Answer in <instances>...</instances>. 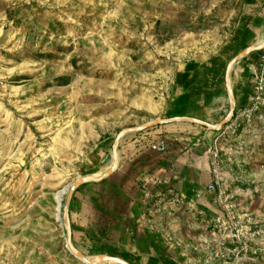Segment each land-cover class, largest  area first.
I'll use <instances>...</instances> for the list:
<instances>
[{
  "label": "rangeland",
  "instance_id": "rangeland-1",
  "mask_svg": "<svg viewBox=\"0 0 264 264\" xmlns=\"http://www.w3.org/2000/svg\"><path fill=\"white\" fill-rule=\"evenodd\" d=\"M250 1L0 0V264H86L66 246V198L77 179L111 164L117 135L182 117L175 116L180 109L212 124L227 117L226 69L241 51L231 46L237 31L246 23L253 31L249 46L264 41V0ZM255 51L229 71L233 92L248 94L247 107L264 47ZM217 57L227 61L220 71L210 66ZM190 65L198 74L184 87L175 78ZM261 112H252L238 137L221 145L224 200L206 215L221 217L214 228L231 236L227 257L215 264H264ZM171 123L181 126L139 130L149 132L147 144L166 139L167 157L188 147L189 140L177 135H194L184 130L185 120ZM208 129L198 154L217 135ZM146 155L157 161L161 153L150 149ZM93 182L85 187L94 196L103 186ZM80 187L69 203L73 244L90 257L120 249L114 202L105 205L102 219L93 216V230L81 229L75 212L71 217ZM210 223L213 228L216 222ZM174 229H186L184 222ZM222 239L217 236L218 244ZM188 256L196 259L190 264H202L201 253Z\"/></svg>",
  "mask_w": 264,
  "mask_h": 264
},
{
  "label": "crops",
  "instance_id": "crops-1",
  "mask_svg": "<svg viewBox=\"0 0 264 264\" xmlns=\"http://www.w3.org/2000/svg\"><path fill=\"white\" fill-rule=\"evenodd\" d=\"M237 99H239V96H237ZM180 115L195 116L189 113H179L178 116ZM195 117L203 119L198 116ZM171 122L173 121L157 125L160 128H166L161 129L162 131L168 130L172 126L180 128V123L175 124ZM185 122L188 123H183L184 130L187 128L194 132V135L188 137L185 135L180 136V134L177 135L183 141L189 140L185 152L183 151L181 154L174 155L173 157H167L169 153L167 151L166 153H161L160 159L155 161L146 155V152L150 150L146 142L149 132L135 131L124 134L117 149V168L100 181L93 182L94 184L101 182L103 189L97 195H89L85 186L92 183V181L85 182L80 185L81 187L73 199L70 210L71 217L73 218L75 212V215L83 220L78 226L85 231L93 230L92 228L95 227L93 216L98 215V220L102 219L100 214L106 209L105 205L113 202L116 204L119 211L116 209L115 226L119 230L118 241L120 250L135 258L137 264H164L161 262L162 258L173 264H190L193 260H196L189 256L186 258L180 257L178 249H172L163 241H159V244L152 231L148 228L149 224L147 221L139 222L140 217L145 212V208L141 200L142 193L140 187L135 183L137 176L147 170L149 172H163L172 187L188 198H191L192 188L204 186L211 180L207 150L202 154H198L201 151L197 147L205 143L206 136L209 135V129L191 121L185 120ZM210 130L212 133H216L215 129ZM157 131L161 132L158 129L155 130V132ZM112 165L113 161L103 172L108 170ZM175 175L178 176L179 180L173 178ZM89 197L92 198L91 201H89ZM212 204V195L210 194L206 195L199 202V205L206 211L213 210ZM95 208H97V211H95ZM178 233L186 242L189 241L191 234H195L194 232L188 233L186 229H182Z\"/></svg>",
  "mask_w": 264,
  "mask_h": 264
},
{
  "label": "built area",
  "instance_id": "built-area-1",
  "mask_svg": "<svg viewBox=\"0 0 264 264\" xmlns=\"http://www.w3.org/2000/svg\"><path fill=\"white\" fill-rule=\"evenodd\" d=\"M263 96L264 55L259 59L255 73L252 96L249 102L252 103V107L244 106L238 111L228 114L224 124L215 129L217 135L207 149V153L210 155L211 180L204 186L192 188L191 198L175 190L163 172L146 171L138 177L142 193L141 200L145 208L139 222L147 221L148 228L152 231L155 239L165 242L172 249H178L180 257H187L188 253L192 251L193 253H201L202 264H215L217 260L227 257V250L229 249L226 242L231 234L225 232V229L224 231L221 228L215 229L214 227H217V222L221 217L213 215L212 219L207 220V211L199 205V202L208 194L212 195L214 204L223 202L225 186L222 175L224 169L221 158L222 142L238 137L242 122L250 123L254 112H259L262 117ZM148 147L159 153H165L168 150V144L164 138L149 142ZM173 178L179 180L176 175ZM181 221L184 222L188 233L196 232L198 228L201 229V232L191 234L189 241L186 242L174 229ZM210 222H216L212 224L213 228H211ZM218 235L223 236L219 244Z\"/></svg>",
  "mask_w": 264,
  "mask_h": 264
},
{
  "label": "water",
  "instance_id": "water-1",
  "mask_svg": "<svg viewBox=\"0 0 264 264\" xmlns=\"http://www.w3.org/2000/svg\"><path fill=\"white\" fill-rule=\"evenodd\" d=\"M264 47V42L258 45H251L246 47L245 49H243L241 52H239L236 56L233 57V59L228 63L227 65V69H226V80H227V90L229 93V97L231 99V107H230V111L229 114H232L235 111L236 108V102H235V95L233 92V89L229 83V71L232 67V65L234 63H236L237 61H239L240 59L246 57L248 54H250L251 52L255 51V50H259L262 49ZM187 120V121H191L194 123H198L201 124L203 126L209 127L211 129H217L219 126L223 125L225 122V119H223L222 121H220L218 124H212L209 123L207 121L195 118V117H189V116H182V117H173V118H169V119H163V120H157V121H153L150 122L146 125L143 126H138V127H133V128H129V129H125L123 130L120 134L117 135V137L114 140V144H113V153H112V157H113V165L106 170L105 172L102 173V175L100 176H94V175H87V176H83L79 179H77L74 183H72L70 185L68 194H67V198H66V204L64 207V216H65V234H66V246L69 249V251L79 260L83 261L86 264H103L106 262H115V263H119V264H132L129 261L118 257V256H113V255H109V254H98L95 256H87L85 255L83 252H81L72 242V230H71V225L69 222V203H70V199L72 197V194L74 192V190L81 185L82 183L85 182H89V181H99L101 179H103L104 177L110 175L116 168L118 165V153H117V147H118V143L119 140L121 138V136L127 132H132V131H139L145 127L148 126H153V125H157V124H161V123H165V122H169V121H174V120Z\"/></svg>",
  "mask_w": 264,
  "mask_h": 264
},
{
  "label": "trees",
  "instance_id": "trees-1",
  "mask_svg": "<svg viewBox=\"0 0 264 264\" xmlns=\"http://www.w3.org/2000/svg\"><path fill=\"white\" fill-rule=\"evenodd\" d=\"M255 0H251L250 2H254ZM252 29L250 28V26L248 24H243L240 29L237 31V35H236V39L234 41V43H232V48H235L236 46H241V51L243 49H245L246 47H248L250 45L249 43V37L250 35L252 34ZM231 48V47H229ZM240 51V52H241ZM257 51H253L251 52L250 54H248L246 57L242 58L243 60L248 58V57H251L253 56ZM226 60L225 59H222V57H217L215 59H211L210 61V66L214 67L217 71L221 68H223L226 64ZM206 66L209 65L208 64H205ZM195 65H190V66H187L185 71L183 72H179L177 73L176 75V82L180 85H183L184 87H186L190 82L191 80H193L195 77H197V74L198 73H194L195 71ZM213 70L214 74H216V70ZM220 71V70H219ZM206 83V81H205ZM209 84H211L209 81L207 82V86H210ZM190 85V84H189ZM238 87V86H237ZM191 93H194V90L193 92ZM208 94H210V92L208 91L207 92ZM234 95L235 97L238 96V92L234 90ZM247 96L248 94L247 93H243L241 98L237 99V106H236V110L237 109H241L243 106H245V103H246V100H247ZM208 97V95H206V98ZM239 101V102H238ZM181 110V109H180ZM180 110H177V114L178 115L180 113ZM235 110V111H236ZM182 113V112H181ZM71 210V209H70ZM110 250L107 249V251H101L100 253H109V255H113V256H118V257H121L127 261H129L130 263L132 264H137L136 262V259L131 257V255L121 251L120 249H114V251H110ZM161 262L164 263V264H173L171 263L170 261L168 260H165V259H161Z\"/></svg>",
  "mask_w": 264,
  "mask_h": 264
},
{
  "label": "bare ground",
  "instance_id": "bare-ground-1",
  "mask_svg": "<svg viewBox=\"0 0 264 264\" xmlns=\"http://www.w3.org/2000/svg\"><path fill=\"white\" fill-rule=\"evenodd\" d=\"M262 42H264V41H262ZM94 176H100V175H102V173L101 174H99V173H95V174H93Z\"/></svg>",
  "mask_w": 264,
  "mask_h": 264
}]
</instances>
